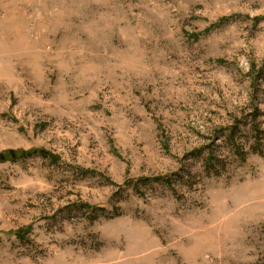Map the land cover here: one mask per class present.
I'll use <instances>...</instances> for the list:
<instances>
[{
  "label": "rangeland",
  "instance_id": "374dc122",
  "mask_svg": "<svg viewBox=\"0 0 264 264\" xmlns=\"http://www.w3.org/2000/svg\"><path fill=\"white\" fill-rule=\"evenodd\" d=\"M0 154V264H264V0H0Z\"/></svg>",
  "mask_w": 264,
  "mask_h": 264
},
{
  "label": "water",
  "instance_id": "95a60500",
  "mask_svg": "<svg viewBox=\"0 0 264 264\" xmlns=\"http://www.w3.org/2000/svg\"><path fill=\"white\" fill-rule=\"evenodd\" d=\"M8 154H9V156H10L11 158H15V153H14V151L9 150V151H8ZM4 159H5V156H4L3 154H0V160H4Z\"/></svg>",
  "mask_w": 264,
  "mask_h": 264
},
{
  "label": "trees",
  "instance_id": "16d2710c",
  "mask_svg": "<svg viewBox=\"0 0 264 264\" xmlns=\"http://www.w3.org/2000/svg\"><path fill=\"white\" fill-rule=\"evenodd\" d=\"M232 131L234 130L233 128L231 129ZM231 135V134H230ZM232 135H233V133H232ZM232 137V136H231ZM232 139V138H231ZM230 141H232V140H230Z\"/></svg>",
  "mask_w": 264,
  "mask_h": 264
}]
</instances>
